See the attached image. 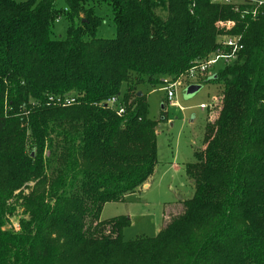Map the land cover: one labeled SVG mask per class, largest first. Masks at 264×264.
Masks as SVG:
<instances>
[{
  "label": "trees",
  "instance_id": "obj_1",
  "mask_svg": "<svg viewBox=\"0 0 264 264\" xmlns=\"http://www.w3.org/2000/svg\"><path fill=\"white\" fill-rule=\"evenodd\" d=\"M238 8L0 0V264H264V6L254 19ZM102 10L112 39L98 36ZM59 19L68 23L64 38H55ZM224 22L236 24L243 50L198 84L219 86L222 98L186 166L194 195L156 237L126 242L130 221L101 215L139 193L158 165V125L140 87L207 60ZM65 95L77 103L48 102ZM112 98L122 116L107 106ZM32 182L21 230L5 229L9 200Z\"/></svg>",
  "mask_w": 264,
  "mask_h": 264
},
{
  "label": "rangeland",
  "instance_id": "obj_2",
  "mask_svg": "<svg viewBox=\"0 0 264 264\" xmlns=\"http://www.w3.org/2000/svg\"><path fill=\"white\" fill-rule=\"evenodd\" d=\"M25 1V0H18ZM40 1V0H39ZM235 5H242L246 1L264 0H232ZM102 13L103 18L107 11ZM107 23L99 30L98 36L105 39L115 37V29L110 16ZM68 23L60 20L56 26V37L64 38ZM225 67L220 62L215 67L219 72ZM215 72L213 74H215ZM217 74V73H216ZM209 78H206L207 80ZM198 83H205L204 78ZM204 80V81H200ZM187 80H182L177 88L176 98L171 102L163 86L140 87L142 94L146 95L150 106V119L157 123L158 165L150 182L143 189L130 196L123 203H109L102 212L101 220L109 221L124 217L130 225L124 230V241L130 242L140 238H154L176 216L184 211L183 203L194 195V184L188 178L186 166L195 162V153L204 148L205 130L208 123L213 124L216 113L220 108L221 88L217 85L204 84L196 94L189 96L187 90L191 85H198L193 81L188 85ZM205 105L206 109H201ZM166 121H163V113ZM194 119V122H191ZM36 156V151L30 153ZM46 157L49 155L45 153ZM52 172H47V176ZM37 182H32L24 187L8 202L5 229L21 230L26 200L32 196Z\"/></svg>",
  "mask_w": 264,
  "mask_h": 264
},
{
  "label": "built area",
  "instance_id": "obj_3",
  "mask_svg": "<svg viewBox=\"0 0 264 264\" xmlns=\"http://www.w3.org/2000/svg\"><path fill=\"white\" fill-rule=\"evenodd\" d=\"M212 2L219 5L235 6L237 9H239L238 7L240 6L246 7L247 10L245 11V13H243V19L246 15H249L252 19L256 18L258 12L260 11V8L264 6L263 1H246L242 5H235L233 4L232 0H212ZM59 21L60 19L58 20V22ZM218 28L222 32L219 37V47L207 60L200 62L190 71L176 80L169 78L162 80L163 90L167 93V99L169 102H171V104L172 101L176 98L177 88L181 85L182 80H187V82H190L188 83V85H190L193 81L198 83V79L200 78H204V80L206 78H210L211 76H214L213 73L215 72V67L218 63L223 62L225 66L232 65L233 62L237 59L239 53L243 50V45L241 44L242 37L240 35H232V32L236 28L235 23H219ZM216 73L218 72H215V74ZM48 102L53 106L66 108L75 105L77 103V98L74 95L50 96ZM106 104L119 116H122L125 112V108L118 98H112L108 100ZM201 109H206V106L202 105Z\"/></svg>",
  "mask_w": 264,
  "mask_h": 264
},
{
  "label": "water",
  "instance_id": "obj_4",
  "mask_svg": "<svg viewBox=\"0 0 264 264\" xmlns=\"http://www.w3.org/2000/svg\"><path fill=\"white\" fill-rule=\"evenodd\" d=\"M202 86L201 85H191L189 86L188 90H187V94L189 96H192L194 94H196L197 92H199L201 90ZM139 96H142V93H139ZM194 120H192L191 122H193Z\"/></svg>",
  "mask_w": 264,
  "mask_h": 264
},
{
  "label": "crops",
  "instance_id": "obj_5",
  "mask_svg": "<svg viewBox=\"0 0 264 264\" xmlns=\"http://www.w3.org/2000/svg\"><path fill=\"white\" fill-rule=\"evenodd\" d=\"M194 120V119H191V121ZM194 122V121H193Z\"/></svg>",
  "mask_w": 264,
  "mask_h": 264
}]
</instances>
